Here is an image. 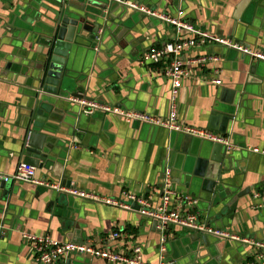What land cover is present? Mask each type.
Segmentation results:
<instances>
[{"label": "crops", "instance_id": "0c3cea01", "mask_svg": "<svg viewBox=\"0 0 264 264\" xmlns=\"http://www.w3.org/2000/svg\"><path fill=\"white\" fill-rule=\"evenodd\" d=\"M129 1L173 17L182 14L198 30L264 51V0ZM58 10V0H0V264H38L23 238L25 233L49 235L63 243L104 246L103 239L116 232L120 238L107 247L127 254L140 246L148 264H159L161 232L156 221L134 208L74 197L58 184L63 179L55 176L66 173L72 178V188L80 191L112 199L131 193L156 207L167 168L175 176L176 192L198 200L195 210L200 220L232 237H210V246L205 247L196 240L199 234L170 227L167 263L259 264V250L253 244L264 243V211L254 208L253 196L264 189V62L219 45L198 46L183 55L190 76L181 83L179 120L229 137L235 147L232 153L225 145L218 152L217 143L164 128L130 124L100 113L89 116L67 99L58 101L57 108L82 115L80 119L55 115L57 135H50L65 141L69 153L64 149L62 153L67 158L51 172L36 169L37 179L59 189L4 181L22 161L25 127L34 102L31 76L46 59L45 38ZM109 10L112 18L100 30L98 48L74 50L77 79L67 95L78 93L122 110L166 117L171 87L164 74L167 64L148 63L144 56L174 41L176 29L119 5ZM202 56H215L218 61L203 69L193 64V59ZM230 92L239 93L240 103L225 134L224 120L232 107L227 103ZM220 153L232 154L231 169L224 175L236 194L213 204L205 200L200 174L208 171V164L215 163ZM224 166L228 168V163ZM247 188L249 192L234 201L238 191ZM76 260L110 264L91 257Z\"/></svg>", "mask_w": 264, "mask_h": 264}, {"label": "built area", "instance_id": "2783aa9c", "mask_svg": "<svg viewBox=\"0 0 264 264\" xmlns=\"http://www.w3.org/2000/svg\"><path fill=\"white\" fill-rule=\"evenodd\" d=\"M108 1L113 5H119L140 12L148 17L158 19L162 23L176 29L177 35L174 41L166 43L162 47H154L144 56L148 63L167 64L164 74L171 83L168 114L166 117H161L153 114L126 111L114 105L101 104L87 98L70 97L68 100L78 105L89 116L98 113L108 116L111 115L130 124H147L156 128H164L170 133L187 135L201 141L220 143L225 145L228 151H233L235 147L231 144L229 137L220 135L209 129L187 125L179 120L181 83L184 78L190 76V71L183 59V55L198 46L215 44L249 56L256 61L264 62V51L252 49L233 40L212 36L207 32L198 30L194 25L183 20L182 14H179L178 17L169 16L129 0ZM217 61L218 58L215 56H202L193 59V64L204 69L208 64ZM218 83L221 84V81L218 80ZM4 181L28 183L43 186L48 189H59L58 186L37 179L36 168L24 163L19 165L14 175L4 177ZM67 192L84 201L101 203L123 209L130 210L133 208V205H138L140 207V214L156 221L158 229L161 232L159 264H168L165 258V252L170 227H181L200 235H210L224 240L232 238L228 232L218 230L200 220V213L195 210L198 200L176 192L173 186L172 171L170 168L164 171L162 197L160 204L156 207H153L148 199L131 193H124L122 199H112L77 189L67 190ZM253 200L254 208L264 211V189L261 192L255 193ZM23 238L30 244L38 264H55L73 256L98 258L110 264H148L144 259L143 249L140 246L132 248L127 254L106 246L107 243L117 241L120 238V234L117 232L103 239L104 246L97 245L95 242L85 244L63 243L52 239L49 235L37 236L25 233ZM253 245L259 250V264H264V243H254Z\"/></svg>", "mask_w": 264, "mask_h": 264}, {"label": "water", "instance_id": "95a60500", "mask_svg": "<svg viewBox=\"0 0 264 264\" xmlns=\"http://www.w3.org/2000/svg\"><path fill=\"white\" fill-rule=\"evenodd\" d=\"M59 13L57 19L49 27L48 36L45 38L46 59L41 68L37 69L38 73L31 76L34 80V102L30 107L28 114V124L25 127L26 135L23 140L21 150L22 161L33 166L36 169L53 171L56 163H61L67 158L62 153V149L69 153L65 141L52 138L50 135H57L55 115H68L74 119L83 114L80 112L61 111L57 108L58 101H66L71 95L69 90H74V79H77L75 72L76 55L74 50L80 48H89L96 50L99 46V37L101 28L112 18L110 12L111 4L108 0H58ZM73 53V57H72ZM227 103L232 106L230 113L224 120L222 133L227 134L229 124L235 120V114L238 111L240 100H237L239 93L230 92ZM73 97L82 98V95L73 93ZM54 99V100H51ZM90 100V99H89ZM50 108V109H49ZM77 111V110H75ZM84 116V115H83ZM72 128V124L68 123ZM74 127V125H73ZM71 138V137H69ZM56 139V140H55ZM216 151H223L225 146L217 143L214 144ZM232 153V152H228ZM220 157L215 163L211 164L208 171L200 174L204 178L205 200L218 203L225 199L226 196L236 194V189L227 183L224 173L231 169L232 154L228 156L220 153ZM228 163V168L224 165ZM60 168V167H59ZM56 178L63 179L62 188L71 190L72 178L66 173L57 174ZM172 178L175 176L172 173ZM239 182V181H238ZM176 182L173 186L176 189ZM249 192V189L238 191L234 201L242 198ZM65 197V195H63ZM198 198L197 196H193ZM218 200V201H217ZM133 208L140 211L138 205ZM0 229V239H1ZM210 235H196V240L202 242V246H210ZM216 238V237H215ZM217 239V238H216ZM219 239V238H218ZM78 257H70L65 260L64 264H79Z\"/></svg>", "mask_w": 264, "mask_h": 264}]
</instances>
